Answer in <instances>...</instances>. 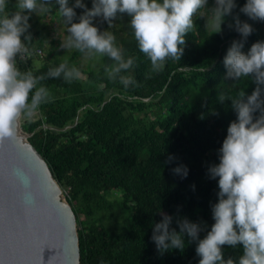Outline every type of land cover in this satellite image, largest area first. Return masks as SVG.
<instances>
[{
	"label": "trees",
	"instance_id": "16d2710c",
	"mask_svg": "<svg viewBox=\"0 0 264 264\" xmlns=\"http://www.w3.org/2000/svg\"><path fill=\"white\" fill-rule=\"evenodd\" d=\"M85 2L91 7L90 0ZM243 3L237 0L238 8ZM31 19L35 51L26 61H18V67L45 75L60 62L34 64L46 37ZM240 19L248 18L240 14ZM193 20L181 60H167L159 73L150 71V61L139 51L127 23L126 33L116 43L135 57L130 70L135 86L125 89L118 77L108 79L105 68L114 62L107 56L96 68L75 65L82 72L79 80L68 83L61 76L41 81L51 99L40 105V116L24 122L23 128L48 161L77 215L81 264H197L195 242L183 252L158 256L149 239L150 225L161 219L160 208L174 219L187 217L210 228L218 186L208 167L219 162L217 150L235 119L231 101L220 103L217 97L221 91L235 94L239 89L250 94L255 85L247 78L237 84L223 80V56L239 35L224 26L222 34L210 35L203 19L194 16ZM227 20L231 22V17ZM248 22L254 32L245 52L264 39V22ZM52 52L49 47L48 53ZM82 54L73 50L69 67ZM195 90L201 91L198 97ZM169 154L188 167L185 179L172 174L175 165L167 163ZM114 194L118 198L112 199ZM110 218L112 224L107 222ZM224 250L225 258L241 255L239 246Z\"/></svg>",
	"mask_w": 264,
	"mask_h": 264
},
{
	"label": "clouds",
	"instance_id": "9594fccd",
	"mask_svg": "<svg viewBox=\"0 0 264 264\" xmlns=\"http://www.w3.org/2000/svg\"><path fill=\"white\" fill-rule=\"evenodd\" d=\"M0 0V140L15 135V122L21 116L31 119L51 94L41 81L51 77L71 83L82 72L69 67L65 59L50 67L45 75L21 71L18 61L29 58L35 49L29 32L33 14L47 16L58 5L59 16L66 28L63 49H74L89 57L107 56L114 63L105 72L109 80H117L125 89L135 86L131 74L135 57L117 45L111 31H101L100 18L109 28L118 17L127 15L137 47L150 61V71L159 73L167 60L180 61L185 52V37L194 29V16L204 20V29L222 34L224 27L239 35L233 39L222 59L223 80L236 84L247 78L255 87L221 91L220 103L231 101L235 119L217 150L218 163L208 167L210 178L217 180V202L211 205L214 221L210 228L203 222L157 211L161 219L151 223L150 241L158 256L173 250L183 252L195 242L197 264H264V39L255 41L243 51L254 32L252 22H264V0ZM238 8V12L234 11ZM76 9L81 11L77 13ZM240 14L248 19L241 20ZM231 17V22L227 20ZM224 26V27H222ZM214 66V62H213ZM167 163L174 176L185 179L189 169L177 163L174 154ZM194 189V186H193ZM206 232L201 238L200 234ZM225 246L240 247L241 255L225 258Z\"/></svg>",
	"mask_w": 264,
	"mask_h": 264
},
{
	"label": "water",
	"instance_id": "95a60500",
	"mask_svg": "<svg viewBox=\"0 0 264 264\" xmlns=\"http://www.w3.org/2000/svg\"><path fill=\"white\" fill-rule=\"evenodd\" d=\"M20 118L0 140V264H81L77 215Z\"/></svg>",
	"mask_w": 264,
	"mask_h": 264
},
{
	"label": "rangeland",
	"instance_id": "374dc122",
	"mask_svg": "<svg viewBox=\"0 0 264 264\" xmlns=\"http://www.w3.org/2000/svg\"><path fill=\"white\" fill-rule=\"evenodd\" d=\"M72 0H70L71 4ZM58 5L56 7H53V11L51 14L47 16H37L35 14L32 15L31 22H37V27L43 30V35L46 37L45 40V46L42 49L44 52L43 55L40 54V56L34 60V64L37 67L42 66L45 62H62L65 59L69 60L70 55L72 54L74 49H63L60 47L63 40L66 38L67 32L66 28L62 23V20L59 16L58 11ZM129 18L127 15H123L122 17H118L116 20L112 22V26L109 28L108 24L103 22L100 18H97L96 25L101 31H111L116 39L118 36L123 35L126 33L127 29V23ZM49 47H53V52L51 54L48 53ZM101 56H97L93 54L91 57H89L87 54L83 53L77 60V62H72L73 65H76L78 67H81L83 69L88 68H96L101 64ZM204 93L207 92V88L202 86ZM200 90H195V97H198L200 95ZM40 116V110L38 109L35 115L31 119H37ZM26 119L23 116H21L20 121L23 125L24 122L31 120ZM118 194L112 195V199L118 198ZM120 214V211H117V215ZM107 222L109 224H112L114 222V219L110 218L107 219Z\"/></svg>",
	"mask_w": 264,
	"mask_h": 264
},
{
	"label": "built area",
	"instance_id": "2783aa9c",
	"mask_svg": "<svg viewBox=\"0 0 264 264\" xmlns=\"http://www.w3.org/2000/svg\"><path fill=\"white\" fill-rule=\"evenodd\" d=\"M39 52H40L41 55H43V51L42 50H40ZM27 59L28 58H26L24 61H26Z\"/></svg>",
	"mask_w": 264,
	"mask_h": 264
},
{
	"label": "snow or ice",
	"instance_id": "6c2138e0",
	"mask_svg": "<svg viewBox=\"0 0 264 264\" xmlns=\"http://www.w3.org/2000/svg\"><path fill=\"white\" fill-rule=\"evenodd\" d=\"M37 250H38V251L40 250V246H39V245H37Z\"/></svg>",
	"mask_w": 264,
	"mask_h": 264
}]
</instances>
